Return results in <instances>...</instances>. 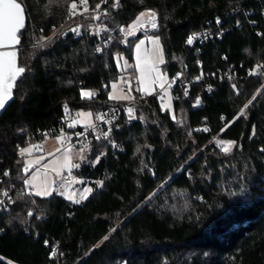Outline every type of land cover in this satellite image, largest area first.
<instances>
[{
    "label": "trees",
    "instance_id": "16d2710c",
    "mask_svg": "<svg viewBox=\"0 0 264 264\" xmlns=\"http://www.w3.org/2000/svg\"><path fill=\"white\" fill-rule=\"evenodd\" d=\"M18 1L24 72L0 113V192H9L0 264H264V0H122L103 14L115 29L154 12L161 67L180 75L170 106L135 93L115 146H87L75 173L92 187L80 201L28 191L20 148L61 130L64 106L93 113L121 103L110 83L132 69L120 70L116 56L131 63L141 33L125 43L116 32L96 36L89 18L69 17L78 0ZM86 89L94 95L82 97Z\"/></svg>",
    "mask_w": 264,
    "mask_h": 264
},
{
    "label": "built area",
    "instance_id": "2783aa9c",
    "mask_svg": "<svg viewBox=\"0 0 264 264\" xmlns=\"http://www.w3.org/2000/svg\"><path fill=\"white\" fill-rule=\"evenodd\" d=\"M122 0H112L109 4L99 6L91 7L88 5H81L80 0L76 2L77 8H76V14H70L71 13V7L68 11L69 17H86L91 20V29L92 32L98 36L101 37L105 32H108L110 35L113 33H117L123 43L127 41V39L137 33H144L147 31H153L156 29L158 20L157 15L151 11V13L155 14V19H151L150 16H147L146 20L142 23L136 22L134 24L130 23L128 25H119L117 28H109L106 26L102 21L103 14L108 10L112 9L115 10L120 7ZM87 8L88 11H84V8ZM150 11V10H147ZM93 17H98L97 19H93ZM145 24V25H144ZM155 24L156 26L153 27L152 25ZM62 25H59L55 28H53L51 35L55 33L58 29L61 28ZM80 23L76 22L74 25V30L76 27H79ZM208 34H210L209 30H204L202 32L197 33L196 38L198 40L204 39ZM73 37H77L76 33H73ZM110 40L107 39L104 42L108 43ZM194 44V40L192 41L189 46H192ZM98 49L101 48L100 45L97 46ZM183 64H181L182 66ZM180 66V67H181ZM180 75V69L176 70L172 75H168L169 77V84H170V90H172V85L176 81V79ZM120 89H125L126 86L124 83L119 84ZM164 88H157L153 93L156 94L158 97L165 100L164 96ZM175 98V97H173ZM134 100V97L129 100H123L118 105H115L111 108H102L94 111L91 113V120L89 123L81 124L78 121V111L72 110L68 106H64V115L61 118V123H63L64 127L61 128L58 132H44L43 136L39 138L32 139L30 136H27V144L26 146L32 147L33 152H42L44 150V145L47 140L55 139L56 140V149L59 152H64L67 148L73 149V148H84L87 146H90L92 144H98L101 142H108L111 141L112 133L114 128L117 126V121L120 118V115L125 113L127 114V117L129 116L128 109H132L131 103ZM98 116H102L103 119H97ZM104 133H107V136L104 135ZM112 146H115L114 143L111 141ZM224 146V144H221V148ZM23 148H20V150ZM63 181L66 183L72 182V178L70 175H64ZM7 193V195H5ZM9 197V192L7 191H1L0 192V208L1 203L4 199ZM56 250L52 252V256H54L56 253Z\"/></svg>",
    "mask_w": 264,
    "mask_h": 264
},
{
    "label": "rangeland",
    "instance_id": "374dc122",
    "mask_svg": "<svg viewBox=\"0 0 264 264\" xmlns=\"http://www.w3.org/2000/svg\"><path fill=\"white\" fill-rule=\"evenodd\" d=\"M152 14L151 11L142 10L136 15L131 23L134 24L138 21H140L139 23H142L146 20L147 16L151 17ZM150 33H152V31H147L141 33V36ZM4 52H15V49L8 48L4 50ZM116 63L118 68L124 72L129 68H132L133 65L122 56H116ZM130 73L127 71L125 77L122 78L120 76L116 81L110 83L108 96L109 98L110 96L115 97L110 99L121 100L127 97L128 90L132 89ZM120 82L126 84L127 89H120ZM11 84L12 81H8L3 85V91H9L10 95L12 89ZM113 85H115V87H113ZM84 92L92 93L90 89H86ZM10 95L6 99H9ZM163 106H166L165 103H163ZM90 116V110L81 109L78 112L77 118L81 124H86L90 122ZM24 148H29V146H25ZM88 151V148L84 147L73 149L67 148L64 152L45 150L43 152L31 151L30 154L25 153L22 167V170L25 173V188L33 193L48 188L51 193H58L74 201L85 199L90 193L88 190H91L92 187L89 183L90 178L88 179L87 177L79 176L75 173V168L81 161L87 160L86 154ZM76 160H78V163H76ZM95 161L96 159L93 160V162ZM65 174L71 176L72 182L66 183L63 181V176ZM26 181H28V183H26Z\"/></svg>",
    "mask_w": 264,
    "mask_h": 264
},
{
    "label": "snow or ice",
    "instance_id": "6c2138e0",
    "mask_svg": "<svg viewBox=\"0 0 264 264\" xmlns=\"http://www.w3.org/2000/svg\"><path fill=\"white\" fill-rule=\"evenodd\" d=\"M81 5H86L87 0H80ZM77 4L74 2L71 5V13L76 14ZM99 8V5H97ZM84 11H88L85 7ZM98 17H93V19H97ZM151 19H155V14L151 15ZM153 27L156 25L153 24ZM24 27V8L18 0H0V48L11 47L14 44H18L20 42L17 33L20 29ZM193 41V37H189L188 43L191 44ZM15 52H0V85H4L8 81H14L18 76H20L23 72V68L16 67L15 64ZM163 63V60L160 61ZM115 87V85H113ZM10 95L9 91H0V109L5 107L6 98ZM94 95V93L82 92V97H90ZM110 98H115L111 97ZM247 107V105H245ZM129 116L131 117L132 109H128ZM97 119H103L102 116H98ZM107 136V133H104ZM223 143V142H221ZM35 147V146H32ZM32 147L24 148L20 150V154L24 155L25 153L30 154L32 151ZM231 150V144H227L223 151L228 152ZM27 168V166H26ZM7 175V173H5ZM28 183V181H26ZM88 191H91L90 189ZM51 192L48 188H44L35 193L37 196H48ZM7 195V193H5ZM31 215V213H29Z\"/></svg>",
    "mask_w": 264,
    "mask_h": 264
},
{
    "label": "crops",
    "instance_id": "0c3cea01",
    "mask_svg": "<svg viewBox=\"0 0 264 264\" xmlns=\"http://www.w3.org/2000/svg\"><path fill=\"white\" fill-rule=\"evenodd\" d=\"M132 53L133 59L131 63L133 65L130 76L131 82L134 81V87L132 85L133 88L128 90V95L127 97L123 98V100H129L133 98L135 93L150 94L153 93L157 88L163 87L165 96L164 103L166 105L165 107L170 106L172 95L169 77L167 72H165L161 67L162 63L160 61L161 59L163 60V55L162 47L158 38L153 33L140 36L134 42ZM125 89H127V86ZM56 144L57 143L55 139L47 140L43 151H57ZM76 163H78V160H76Z\"/></svg>",
    "mask_w": 264,
    "mask_h": 264
},
{
    "label": "water",
    "instance_id": "95a60500",
    "mask_svg": "<svg viewBox=\"0 0 264 264\" xmlns=\"http://www.w3.org/2000/svg\"><path fill=\"white\" fill-rule=\"evenodd\" d=\"M19 2V1H18ZM20 3V2H19ZM22 5V4H21ZM22 7L24 8V6L22 5ZM25 23H26V12H25V9H24V26H25ZM23 29V28H22ZM22 29H20L19 30V32L17 33V35H18V37H19V33L21 32V30ZM74 29L73 28H71L69 31H67L66 33H68V32H72ZM19 40H20V37H19ZM19 46V43L18 44H14V45H12L11 47H7V48H0V52H4V50H6V49H8V48H14L15 49V52H16V60H15V64H16V67H18L17 66V47ZM14 82H15V80L14 81H12V84H11V94H12V91H13V85H14ZM0 91H3V85H0ZM10 99H11V95H10V98L9 99H6V101H5V107H6V105L9 103V101H10ZM4 107V108H5ZM4 108H2V109H0V113L3 111V109Z\"/></svg>",
    "mask_w": 264,
    "mask_h": 264
}]
</instances>
